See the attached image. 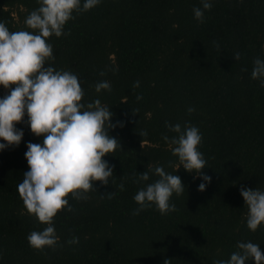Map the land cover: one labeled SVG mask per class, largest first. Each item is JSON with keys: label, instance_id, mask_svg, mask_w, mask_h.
Returning a JSON list of instances; mask_svg holds the SVG:
<instances>
[{"label": "trees", "instance_id": "1", "mask_svg": "<svg viewBox=\"0 0 264 264\" xmlns=\"http://www.w3.org/2000/svg\"><path fill=\"white\" fill-rule=\"evenodd\" d=\"M196 6L200 0H102L66 24L70 35L50 38V63L77 74L82 102L98 98L111 108L109 134L121 149L103 158L113 166L109 184L94 182L87 199L69 196L74 211L61 210L53 221L56 248L38 251L27 236L45 225L17 191L28 170L27 142H42L25 116L16 125L24 131L19 146L0 151V264H213L240 240L260 244L264 253V227H246L240 195L241 186L264 189V87L251 78L254 59H264V0H213L203 23L194 18ZM37 7V0H0V20L11 31L24 29ZM101 80L110 82V92L95 91ZM165 122H189L202 133V172L211 177L204 191L198 190L204 181L162 139L175 135ZM149 165L180 176L185 191L171 198L176 211L161 215L153 207L132 215L134 194L158 179L133 182ZM109 192L115 197L108 199ZM73 236L79 243H66Z\"/></svg>", "mask_w": 264, "mask_h": 264}, {"label": "clouds", "instance_id": "2", "mask_svg": "<svg viewBox=\"0 0 264 264\" xmlns=\"http://www.w3.org/2000/svg\"><path fill=\"white\" fill-rule=\"evenodd\" d=\"M102 0H37L38 7L33 9L24 20L26 28L11 31L0 20V87L7 90L0 97V151L10 146H19L24 131L17 128L24 122L33 135L42 137L41 143L27 142L24 157L28 170L17 184V191L27 212L37 222L45 225L42 230H33L27 236L29 246L43 251L55 249L59 237L54 218L61 211L73 212L68 197L87 199V194L96 190L94 182L109 184L113 177V166L103 159L117 149H121L118 139L109 134L115 127L111 123V108L101 103L100 99L82 102L85 93L77 74L70 70L53 67L51 61L53 44L50 38L70 35L65 31L66 24L75 19V15L87 12ZM201 6L193 8L194 18L203 23L205 11L213 6V0H200ZM235 60L240 53L233 54ZM104 76L103 71L100 72ZM251 78L258 80L264 87V59L257 57L253 61ZM134 82L133 87H139ZM95 91H111L108 80L98 81ZM142 99L137 95V100ZM195 109L188 107L191 114ZM165 127L175 135L162 134V139L172 146V154L178 157L182 167L188 172H195L204 182L198 186L204 191L211 177L203 173L206 159L199 150L202 133L199 128L186 122H165ZM142 131L140 136H147ZM150 174L158 179L150 183ZM133 182L143 183L133 196L137 207L132 215L155 208L161 215L176 211L172 196L185 191L180 176L165 171L162 165H149L143 173L133 176ZM124 190V183L119 185ZM115 192L107 193L112 199ZM245 207L246 227L252 231L264 227V189L240 187ZM103 196V195H102ZM78 244L79 238L73 236L66 241ZM236 250L227 259H215L213 264H264L261 245L251 240H240ZM163 264H170L165 259Z\"/></svg>", "mask_w": 264, "mask_h": 264}, {"label": "rangeland", "instance_id": "3", "mask_svg": "<svg viewBox=\"0 0 264 264\" xmlns=\"http://www.w3.org/2000/svg\"><path fill=\"white\" fill-rule=\"evenodd\" d=\"M0 91H1V93H6L7 92V90L3 89L2 87H0Z\"/></svg>", "mask_w": 264, "mask_h": 264}]
</instances>
